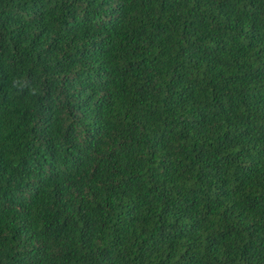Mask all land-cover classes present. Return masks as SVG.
Returning <instances> with one entry per match:
<instances>
[{
    "label": "trees",
    "instance_id": "obj_1",
    "mask_svg": "<svg viewBox=\"0 0 264 264\" xmlns=\"http://www.w3.org/2000/svg\"><path fill=\"white\" fill-rule=\"evenodd\" d=\"M0 264H264V0H0Z\"/></svg>",
    "mask_w": 264,
    "mask_h": 264
}]
</instances>
